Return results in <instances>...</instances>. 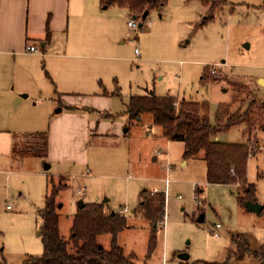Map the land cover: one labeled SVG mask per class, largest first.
<instances>
[{
	"label": "rangeland",
	"instance_id": "obj_1",
	"mask_svg": "<svg viewBox=\"0 0 264 264\" xmlns=\"http://www.w3.org/2000/svg\"><path fill=\"white\" fill-rule=\"evenodd\" d=\"M99 12L113 30L100 35L96 61L102 90L114 95L106 96L109 119L105 124L98 118V131L95 125L91 132L83 129L57 96L50 113L59 119L51 125L55 135L60 134L61 126L55 128L61 122L67 127L66 157L77 163L85 158L87 163L45 170L46 158L12 159L0 153V262L23 264L42 254L39 213L55 187H61L55 202L59 234L65 239L80 202L103 204L116 214L125 207L127 228L118 233L116 244L125 255H134V264L222 263L234 250L231 240L236 237L257 251L264 243V214L240 204L243 194L236 185L209 184L202 158L184 160L183 144L168 141L151 115L130 120L124 111L129 97L146 92L169 95L177 103L207 102L211 123L222 106L235 109L242 100L264 104V0H225L212 4L211 10L199 0H168L150 9L145 19V11L131 15L118 5H101ZM131 18L141 27L129 29ZM24 99L29 102L32 97ZM35 113L43 128L38 132L47 133V113L37 107ZM117 124V133L105 132ZM242 129L220 133L219 141L243 143L248 137ZM254 134L259 145L248 157L246 178L255 186L256 203L264 206V178H259L264 174V132L256 128ZM161 192L164 217L155 226V243L149 250L153 225L136 212L143 193L155 197ZM99 242L108 250L111 237L101 236ZM180 255L189 258L181 261Z\"/></svg>",
	"mask_w": 264,
	"mask_h": 264
},
{
	"label": "trees",
	"instance_id": "obj_2",
	"mask_svg": "<svg viewBox=\"0 0 264 264\" xmlns=\"http://www.w3.org/2000/svg\"><path fill=\"white\" fill-rule=\"evenodd\" d=\"M168 0H101L103 5H118L128 9L130 14L148 12L163 6ZM209 6L225 0H199ZM204 80V76L201 80ZM240 86H235L239 88ZM241 89V88H239ZM130 120H139L143 114L151 115L152 122L162 130V135L171 142L183 144L184 160L201 157L206 166V179L209 184L236 185L243 194L241 205L256 203L255 186L247 182V160L258 149L256 128L264 132V104L242 100L237 108L230 106L219 108L214 123L209 119L207 102L181 100L176 102L169 95L158 97L153 92L143 96H131L124 111ZM243 126L242 133L247 135L243 143H223L216 137L230 131L233 127ZM11 148V157L35 156L45 158L47 133L23 135ZM21 140H27L21 143ZM257 148V149H256ZM259 178H264L260 173ZM61 187L52 188L45 196L44 207L39 213L40 237L43 252L39 257H28L23 264H134V255H125L116 244V236L127 228L123 215L110 211L103 204H85L74 216L67 239L60 236L59 217L56 212L55 198ZM146 193V191H143ZM142 194L137 215L152 226L149 250L155 243V226L164 217L165 195L155 197ZM263 206V205H262ZM246 207V205H245ZM247 209V208H246ZM260 214H264L263 210ZM111 237L108 250L100 247L99 238ZM234 250L229 251L222 263L202 262L201 264H264V243L257 251L249 247L242 237L232 240ZM0 264H4L0 262Z\"/></svg>",
	"mask_w": 264,
	"mask_h": 264
},
{
	"label": "crops",
	"instance_id": "obj_3",
	"mask_svg": "<svg viewBox=\"0 0 264 264\" xmlns=\"http://www.w3.org/2000/svg\"><path fill=\"white\" fill-rule=\"evenodd\" d=\"M101 5V0H0L1 154L11 156V148L19 138L42 131L35 113L37 107L48 117L45 158L49 167L87 163L85 158L79 163L68 160L67 127L57 123L55 129L62 128L57 137L51 125L59 119L50 113L54 98L59 96V102L71 112L70 118H76L83 129L98 131L100 120L109 119L106 96L112 92L102 90L104 81L96 61L100 35H111L113 30L99 12ZM26 45L34 46L38 52H27ZM30 97L31 101H25ZM94 125L96 129L91 130ZM113 126L105 132L117 133L119 124Z\"/></svg>",
	"mask_w": 264,
	"mask_h": 264
},
{
	"label": "built area",
	"instance_id": "obj_4",
	"mask_svg": "<svg viewBox=\"0 0 264 264\" xmlns=\"http://www.w3.org/2000/svg\"><path fill=\"white\" fill-rule=\"evenodd\" d=\"M126 25H127V27H128L129 29H132V30H137L138 28H140V27H139V24L136 22V20H135L134 18H131V19L127 22ZM129 42H130V40H129ZM25 50H26L27 52H29V53H36V52H38V49L35 48V47L32 46V45H26V46H25ZM134 54H138L137 49H134ZM211 73L214 75V74H215V73H214V70H212ZM168 183H169L168 180H165V181H164L165 186H167ZM81 192L83 193L84 190H81ZM153 192H156V191L154 190ZM78 193H79V191H78ZM164 194H165V193H164ZM6 208H7L8 210L11 209L10 206H6ZM127 212H128L127 209L124 207L122 210L119 211L118 214H119V215H124V214H126ZM216 228H217V229L220 228V225L217 224V225H216ZM213 236H214V237H217V234H216V233H213Z\"/></svg>",
	"mask_w": 264,
	"mask_h": 264
},
{
	"label": "water",
	"instance_id": "obj_5",
	"mask_svg": "<svg viewBox=\"0 0 264 264\" xmlns=\"http://www.w3.org/2000/svg\"><path fill=\"white\" fill-rule=\"evenodd\" d=\"M146 16H147V12L143 13V15H142V19H145ZM139 27H141V24H139ZM59 111H60V110H59ZM47 169H49V165H47V166L45 167V170H47ZM84 205H85V204H83L82 202H80V203L78 204V209H82V208L84 207ZM59 207H60V205H59ZM246 208H247L249 211H252V212L257 213V214H260L261 211L263 210V206L260 205V204H257V203H246ZM202 221H203V217H200L199 220H198V222H202ZM38 235H40V233H38ZM99 248H102V247L100 246ZM188 258H189V257H188L187 255H180V256H179V259H180L181 261H186V260H188Z\"/></svg>",
	"mask_w": 264,
	"mask_h": 264
}]
</instances>
